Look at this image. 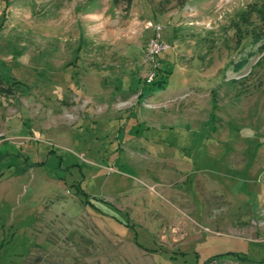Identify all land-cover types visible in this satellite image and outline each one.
Instances as JSON below:
<instances>
[{
    "label": "rangeland",
    "instance_id": "obj_1",
    "mask_svg": "<svg viewBox=\"0 0 264 264\" xmlns=\"http://www.w3.org/2000/svg\"><path fill=\"white\" fill-rule=\"evenodd\" d=\"M0 264H264V0H0Z\"/></svg>",
    "mask_w": 264,
    "mask_h": 264
},
{
    "label": "built area",
    "instance_id": "obj_2",
    "mask_svg": "<svg viewBox=\"0 0 264 264\" xmlns=\"http://www.w3.org/2000/svg\"><path fill=\"white\" fill-rule=\"evenodd\" d=\"M151 25V24H150ZM154 26V36H152L146 45L145 48V59L148 63L152 64V68L154 67L156 62V58L158 54L166 49V45H163V42L160 38V32L162 30V27L160 24L153 25ZM153 77V74L147 77V81H150Z\"/></svg>",
    "mask_w": 264,
    "mask_h": 264
},
{
    "label": "trees",
    "instance_id": "obj_3",
    "mask_svg": "<svg viewBox=\"0 0 264 264\" xmlns=\"http://www.w3.org/2000/svg\"><path fill=\"white\" fill-rule=\"evenodd\" d=\"M101 201H103V200H101Z\"/></svg>",
    "mask_w": 264,
    "mask_h": 264
}]
</instances>
